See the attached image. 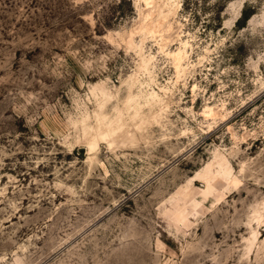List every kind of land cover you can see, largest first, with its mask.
<instances>
[{"label":"rangeland","instance_id":"1","mask_svg":"<svg viewBox=\"0 0 264 264\" xmlns=\"http://www.w3.org/2000/svg\"><path fill=\"white\" fill-rule=\"evenodd\" d=\"M130 1L0 0V264H264V0Z\"/></svg>","mask_w":264,"mask_h":264},{"label":"bare ground","instance_id":"2","mask_svg":"<svg viewBox=\"0 0 264 264\" xmlns=\"http://www.w3.org/2000/svg\"><path fill=\"white\" fill-rule=\"evenodd\" d=\"M137 1V3H138V1H142V0H136ZM143 1H145L147 4L149 3V0H143ZM174 55V54H173ZM183 53H182V51L180 50V51H178V53H176L175 54V61H176V69H178V70H180V69H182V63H181V61L183 60ZM150 59H152V58H150ZM145 67L147 68V63L145 64ZM133 86H130L129 87V89H128V91L131 93V91H132V88ZM133 100H135V97H132L131 95L129 96V98H128V101L127 102H131V101H133ZM134 107H137L136 105H129V107H128V111H130V110H133V108ZM135 109V108H134ZM137 109V108H136ZM118 111H120V110H118ZM117 111V113H119L118 115H119V117H116L117 119H115V118H113V119H115V120H109V121H107L106 122V119L104 118V117H102V119L100 120L101 121V123L102 124H104L103 126H104V130H103V128H102V130L100 131V132H98L97 134H98V139L100 138V139H104V140H111L113 137H114V135L115 134H118V131L123 127V125L124 124H126V121H124V118H123V116L124 115H122V113H120V112H118ZM206 111V110H205ZM210 112L212 111L211 109L209 110ZM212 113V112H211ZM107 118V117H106ZM112 119V118H111ZM100 127V126H99ZM102 127V126H101ZM93 138H94V136H93ZM96 142L93 140H91V141H89L88 142V147L86 148V151H87V153H91L92 151H94L95 149H96ZM224 162V161H223ZM223 164V163H222ZM207 165V164H206ZM210 165V164H209ZM224 166V165H223ZM207 167H208V169H210V166H205V168L207 169ZM206 169H203V171L204 170H206ZM219 169V168H218ZM225 169V168H224ZM227 170H228V168H227ZM226 170V171H227ZM219 171H220V169H219ZM226 171H224V174H227V173H229V172H226ZM207 172V171H206ZM198 174V173H197ZM196 174V177L195 178H192V179H194V181H196L197 180V178H198V175ZM205 174V173H204ZM203 174V175H204ZM216 174V173H215ZM222 174V173H221ZM203 175H201V176H199V177H202ZM227 175H229V174H227ZM233 178V177H232ZM210 180H211V178H209ZM213 179V178H212ZM218 180V177L217 178H215V179H213V180ZM210 180L208 181V178H207V180H206V183L208 184L207 185V191L204 193V194H208L209 193V190L212 188V184H211V182H210ZM208 181V182H207ZM212 181V180H211ZM218 181H222V179L221 180H218ZM218 181H217V183H218ZM191 183V182H190ZM213 183H215V182H213ZM216 183V184H217ZM219 183H221V182H219ZM234 184H235V182H234ZM213 186H216V185H213ZM188 188V187H187ZM213 189V188H212ZM185 190V189H184ZM183 190V191H184ZM188 191V190H187ZM198 192V191H197ZM199 192H202V191H199ZM186 193V192H185ZM196 193V192H195ZM187 194H188V192H187ZM186 195V194H185ZM199 203V202H198ZM199 207V206H198ZM197 209H199V208H197ZM192 210H194V209H192ZM172 214V213H171ZM177 219H178V215H177V217H176ZM176 219V220H177Z\"/></svg>","mask_w":264,"mask_h":264},{"label":"trees","instance_id":"3","mask_svg":"<svg viewBox=\"0 0 264 264\" xmlns=\"http://www.w3.org/2000/svg\"><path fill=\"white\" fill-rule=\"evenodd\" d=\"M120 6H121V8H125L127 6L131 8V1L130 0H120ZM107 27H111V25L107 24ZM96 29H97V32L101 31V28L99 27V23H98Z\"/></svg>","mask_w":264,"mask_h":264},{"label":"water","instance_id":"4","mask_svg":"<svg viewBox=\"0 0 264 264\" xmlns=\"http://www.w3.org/2000/svg\"><path fill=\"white\" fill-rule=\"evenodd\" d=\"M80 152H81L82 154H84V153H85V150H84V149H81Z\"/></svg>","mask_w":264,"mask_h":264}]
</instances>
